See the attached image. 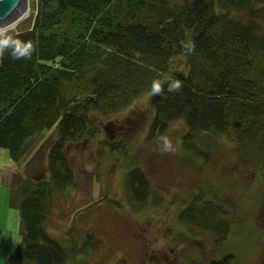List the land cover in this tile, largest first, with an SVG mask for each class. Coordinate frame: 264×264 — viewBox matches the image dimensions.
<instances>
[{
  "label": "trees",
  "instance_id": "trees-1",
  "mask_svg": "<svg viewBox=\"0 0 264 264\" xmlns=\"http://www.w3.org/2000/svg\"><path fill=\"white\" fill-rule=\"evenodd\" d=\"M13 35L33 42L36 50L30 59H14L11 50L0 57V146L14 160L34 152L32 161L45 151L38 145L45 130L56 127L57 136L47 170L37 165L23 174L4 172L12 186L10 204L20 212L22 240L0 264L79 263L77 253L85 247L75 231L61 242L45 226L57 192L69 193L78 183L68 143L79 147L97 139L101 124L93 117L126 107L144 91L153 111L147 128L153 145L170 122L182 119L188 125L183 145L190 160L183 170L197 167L196 137L213 133L229 143L255 145L264 178V0H37L32 28ZM188 42L195 44L191 54L184 47ZM177 59L186 61V69L173 64ZM171 80L182 88L169 92ZM154 83L161 94L152 93ZM131 172L129 192L144 203L149 179L140 164ZM182 187L188 203L181 204L175 221L183 229L168 223L164 258L173 247L183 253L177 264H241L236 253L204 260L189 243L203 234L216 245L244 223L233 226L224 202L211 200L212 189ZM93 235L85 233L84 246Z\"/></svg>",
  "mask_w": 264,
  "mask_h": 264
},
{
  "label": "rangeland",
  "instance_id": "rangeland-1",
  "mask_svg": "<svg viewBox=\"0 0 264 264\" xmlns=\"http://www.w3.org/2000/svg\"><path fill=\"white\" fill-rule=\"evenodd\" d=\"M36 6L37 0H31L30 13L18 21L14 33L31 28ZM173 64L186 69L183 59ZM149 106L148 94L144 91L126 107L93 117L101 124L97 139L86 140L79 147L68 143L78 183L69 193L57 192L45 224L48 233L59 240L62 237L68 240L67 236L75 231L79 245L85 247L83 252L77 253L78 264H120L121 258L132 261L129 264H177V256L183 253L175 252L176 248L167 249L166 258L171 256V260L163 256L165 230L168 223L183 229L175 217L181 204L188 203L184 199L187 191L181 195L182 188L186 189L182 186L191 184L195 191L212 189L211 200L224 202L233 226L240 221L244 223L238 224L237 231L226 241L216 245H212L209 238L203 240V234L198 233L200 237L196 236V240L189 243L199 250L202 259L210 260L214 253H236L241 264H264V178L257 165L261 156L256 146L249 141L243 145L237 140L229 143L213 133L199 134L196 141L200 157L192 156L197 167L188 166L183 170L190 160L183 145L187 123L182 119L172 121L153 145L147 132L153 113ZM124 118L129 122L126 127L118 128L121 122L118 121ZM55 129H46L40 136L38 145L43 143L45 151L37 160H29L34 152L14 160L9 149L0 146V261L6 260L22 240L20 212L10 204L12 186L4 172L23 174L37 165L47 170L50 143L57 136ZM163 139L171 143L172 151H161ZM107 140L113 141L111 152ZM205 156L209 158L207 163L202 160ZM137 164L142 166L150 183L149 196L144 203L135 200L128 189L131 170ZM88 232H93V239L84 246L82 241ZM182 234L174 236L180 241ZM64 244L67 246V242Z\"/></svg>",
  "mask_w": 264,
  "mask_h": 264
},
{
  "label": "clouds",
  "instance_id": "clouds-1",
  "mask_svg": "<svg viewBox=\"0 0 264 264\" xmlns=\"http://www.w3.org/2000/svg\"><path fill=\"white\" fill-rule=\"evenodd\" d=\"M18 21H13L6 24H0V57L3 56L5 50H11V56L14 59H30L32 53L36 50L33 42L29 41L27 43L21 42L16 39L13 35ZM186 54H191L195 49V44L193 42H188L184 45ZM182 88V83L179 80H171L168 82V91L177 92ZM163 91L162 87L158 83H154L152 87L153 94H161ZM163 147L162 152L172 151V145L167 139L162 141Z\"/></svg>",
  "mask_w": 264,
  "mask_h": 264
},
{
  "label": "bare ground",
  "instance_id": "bare-ground-1",
  "mask_svg": "<svg viewBox=\"0 0 264 264\" xmlns=\"http://www.w3.org/2000/svg\"><path fill=\"white\" fill-rule=\"evenodd\" d=\"M30 1L31 0H15L9 15H7L6 17L0 18V24H6V23L13 22V21H19L23 19L24 17H26L30 13V10H31ZM21 31H24V30H21ZM93 114L94 113L92 114L90 113L89 116L90 115L93 116Z\"/></svg>",
  "mask_w": 264,
  "mask_h": 264
},
{
  "label": "water",
  "instance_id": "water-1",
  "mask_svg": "<svg viewBox=\"0 0 264 264\" xmlns=\"http://www.w3.org/2000/svg\"><path fill=\"white\" fill-rule=\"evenodd\" d=\"M15 0H0V18L6 17L11 12Z\"/></svg>",
  "mask_w": 264,
  "mask_h": 264
},
{
  "label": "flooded vegetation",
  "instance_id": "flooded-vegetation-1",
  "mask_svg": "<svg viewBox=\"0 0 264 264\" xmlns=\"http://www.w3.org/2000/svg\"><path fill=\"white\" fill-rule=\"evenodd\" d=\"M120 122V121H119ZM129 122V120H127V118H124L123 120H121L120 123L117 124L118 128L121 127H126V124Z\"/></svg>",
  "mask_w": 264,
  "mask_h": 264
}]
</instances>
